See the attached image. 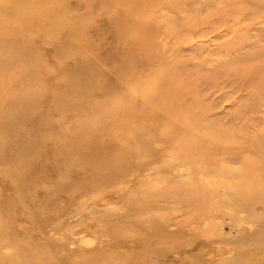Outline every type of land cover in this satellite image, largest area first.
<instances>
[{"label":"rangeland","instance_id":"rangeland-1","mask_svg":"<svg viewBox=\"0 0 264 264\" xmlns=\"http://www.w3.org/2000/svg\"><path fill=\"white\" fill-rule=\"evenodd\" d=\"M0 264H264V0H0Z\"/></svg>","mask_w":264,"mask_h":264},{"label":"bare ground","instance_id":"bare-ground-1","mask_svg":"<svg viewBox=\"0 0 264 264\" xmlns=\"http://www.w3.org/2000/svg\"><path fill=\"white\" fill-rule=\"evenodd\" d=\"M6 52L9 53L8 51H6ZM118 52H119V51H118ZM252 53H253V52H252ZM118 54H119V53H118ZM13 56H14V55H13ZM31 60H32V59H31ZM34 62H35V61H34ZM4 63H5V62H4ZM4 63H3V64H4ZM3 64H2V65H3ZM8 66H9V65H8ZM4 92H5V91H4ZM4 92L2 91L3 94H4ZM20 94H21V93H20ZM15 96H17V95H15ZM21 96H23V95L21 94ZM16 98H17V97H16ZM25 98H26V96H25ZM14 99H15V98H14ZM167 100H168V99H167ZM13 101H14V100H13ZM15 101H16V100H15ZM150 102H151V100H150ZM12 103H13V106H14V102H12ZM12 103H11V104H12ZM17 103H19V102H17ZM157 104H158V103H157ZM172 104H173V103H172ZM16 105H18V104H16ZM14 107H15V106H14ZM10 108H11V107H10ZM10 108H9V109H10ZM222 147H223V146H222Z\"/></svg>","mask_w":264,"mask_h":264}]
</instances>
